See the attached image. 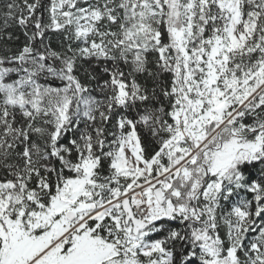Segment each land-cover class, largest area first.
I'll return each mask as SVG.
<instances>
[{
	"label": "snow or ice",
	"instance_id": "1",
	"mask_svg": "<svg viewBox=\"0 0 264 264\" xmlns=\"http://www.w3.org/2000/svg\"><path fill=\"white\" fill-rule=\"evenodd\" d=\"M0 264H264V0H0Z\"/></svg>",
	"mask_w": 264,
	"mask_h": 264
}]
</instances>
